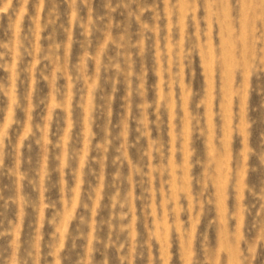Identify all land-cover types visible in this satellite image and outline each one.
Returning a JSON list of instances; mask_svg holds the SVG:
<instances>
[{"label":"rangeland","instance_id":"obj_1","mask_svg":"<svg viewBox=\"0 0 264 264\" xmlns=\"http://www.w3.org/2000/svg\"><path fill=\"white\" fill-rule=\"evenodd\" d=\"M0 264H264V0H0Z\"/></svg>","mask_w":264,"mask_h":264}]
</instances>
